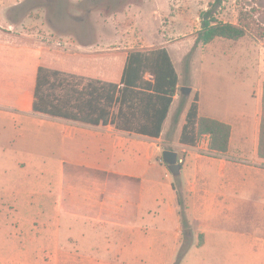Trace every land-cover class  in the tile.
<instances>
[{
    "label": "crops",
    "instance_id": "crops-1",
    "mask_svg": "<svg viewBox=\"0 0 264 264\" xmlns=\"http://www.w3.org/2000/svg\"><path fill=\"white\" fill-rule=\"evenodd\" d=\"M25 1L0 0V264H174L183 225L168 168L155 161L165 150L176 152L178 162L181 152L187 155L180 165L189 187L181 192L189 206V225H198L204 236L199 248L217 243L211 238V222L225 218L235 227L250 224L239 210L247 196L264 192V187L246 183L264 172L256 167L264 162L258 155L261 74L250 79L240 71L223 81L221 75L210 73L213 61L204 52L210 44L196 38L192 45L202 48L190 61L188 82L176 69L179 90L161 136L127 131L117 127L125 90L122 75L112 81L97 68L101 61L83 56L60 57L58 62L68 69L53 67L56 56L35 37L33 19L11 16ZM46 26L42 25L48 32ZM41 66L84 78L81 90L90 80L118 83L112 109L117 123L95 127L36 115L33 104ZM155 79L151 72L144 76V82L151 84ZM182 88L191 93L184 95ZM125 95L120 125L125 121L129 125L131 118V126L138 128L146 123L139 110L144 105L134 100L130 110L129 88ZM195 102L199 118L231 126L225 155L213 158L201 153L209 151L210 136H202L195 146L181 143ZM250 143L255 147L249 161L254 166L239 158ZM137 183L138 188L129 186ZM235 238L246 241V251L222 253L223 257L240 264H264L263 235L236 231Z\"/></svg>",
    "mask_w": 264,
    "mask_h": 264
},
{
    "label": "rangeland",
    "instance_id": "rangeland-1",
    "mask_svg": "<svg viewBox=\"0 0 264 264\" xmlns=\"http://www.w3.org/2000/svg\"><path fill=\"white\" fill-rule=\"evenodd\" d=\"M212 2L213 0H26L22 7L11 11V16L18 19L23 14L33 19L36 25L32 27L38 31L35 37L45 42L56 56L51 65L57 69H68L58 62L63 56H83L86 60L96 58L93 60L101 61L105 66L106 63L125 59L132 53L153 60L162 48H166L178 73L188 82L190 61L202 48L198 43L192 45L201 30L200 15ZM216 18L221 22L246 27L247 35L239 41L217 39L204 48V52L213 61L210 73L221 75L225 82L238 76L240 71H244L250 79L261 74V79L264 80V0H224L216 10ZM43 24L48 25V32L42 27ZM107 69L113 74L111 64ZM238 142L237 134L236 146ZM163 153L164 151H160L155 161L166 167ZM201 153L208 157H220L209 151ZM254 154L255 147L250 143L245 152L239 154V158L246 161L243 164L254 166L249 162ZM180 155L181 159L187 157L182 152ZM256 167L264 169V162L256 164ZM168 173L169 179L176 182L178 190L181 191L185 185L189 187L188 177L181 174L175 178L169 170ZM246 183L247 186L264 187V172H260L259 177L247 178ZM129 186L138 188L139 184ZM262 191L256 196H247V202L239 210L244 222L250 223L247 226L235 227V224L225 218L217 223L211 222V238L213 241L217 240V243L207 249L199 248L202 233L198 225H190V235L183 228L179 249L181 251L183 246L188 245L190 248L181 264H240L223 257L222 253L246 251L247 243L235 238L236 231L264 236V208L260 209L257 205L258 202L264 205Z\"/></svg>",
    "mask_w": 264,
    "mask_h": 264
},
{
    "label": "trees",
    "instance_id": "trees-1",
    "mask_svg": "<svg viewBox=\"0 0 264 264\" xmlns=\"http://www.w3.org/2000/svg\"><path fill=\"white\" fill-rule=\"evenodd\" d=\"M224 0H213L210 7L201 13V30L197 35V42L208 45L217 39L239 41L246 37L247 28L242 25L221 22L216 18V10L223 4ZM90 61V59H89ZM124 59L119 61L96 64L107 76L121 77L125 84L123 90L122 106L118 117L112 113L113 106L117 101L119 84L103 80H90L84 89L78 86L84 78L48 67L41 66L38 71L37 85L35 90V101L33 112L36 115L63 119L83 125L99 126L116 124L117 127L151 138L161 136L163 125L169 114L174 97L178 93L179 76L173 64L170 54L162 49L153 60L140 55L129 54L125 65ZM87 64V63H86ZM112 65L110 74L107 66ZM89 65V64H88ZM124 66V67H123ZM147 72L155 75V83L144 82ZM137 87L143 90L136 91ZM129 88V109H133L134 100L144 106L140 108L141 117L146 123L138 128H133L129 118L120 125L123 115L126 90ZM197 101V100H196ZM134 115V114H133ZM135 118V115L132 118ZM210 136L209 151L217 156H223L229 151L232 128L230 125L210 118H199L198 104L193 103L188 115L187 124L183 129L181 143L195 146L202 136ZM258 155L264 159V85H263V111L260 127V138ZM177 191L180 206V216L183 228L189 230L188 202L183 193L178 190L176 182L173 184ZM204 243V236H200L199 247ZM190 245L183 246L175 264H181L188 253Z\"/></svg>",
    "mask_w": 264,
    "mask_h": 264
},
{
    "label": "water",
    "instance_id": "water-1",
    "mask_svg": "<svg viewBox=\"0 0 264 264\" xmlns=\"http://www.w3.org/2000/svg\"><path fill=\"white\" fill-rule=\"evenodd\" d=\"M181 92L184 95H189L191 93L190 88H182ZM164 157V162L168 168V170L171 172V174L175 177L178 178L181 176L182 173V166L178 163V154L176 152L170 151V150H165L163 153ZM187 235L191 234L190 230L186 231Z\"/></svg>",
    "mask_w": 264,
    "mask_h": 264
},
{
    "label": "built area",
    "instance_id": "built-area-1",
    "mask_svg": "<svg viewBox=\"0 0 264 264\" xmlns=\"http://www.w3.org/2000/svg\"><path fill=\"white\" fill-rule=\"evenodd\" d=\"M179 164H182L183 163V159H179Z\"/></svg>",
    "mask_w": 264,
    "mask_h": 264
}]
</instances>
